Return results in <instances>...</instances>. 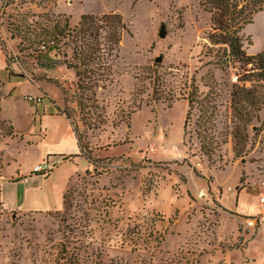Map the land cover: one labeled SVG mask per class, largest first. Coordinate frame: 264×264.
<instances>
[{"label":"rangeland","instance_id":"obj_1","mask_svg":"<svg viewBox=\"0 0 264 264\" xmlns=\"http://www.w3.org/2000/svg\"><path fill=\"white\" fill-rule=\"evenodd\" d=\"M262 6L242 28L248 54L263 46ZM110 12L127 25L110 76L82 90L64 63L68 35L46 54L44 32ZM208 25L197 0H0V264H56L62 242L78 264H264V104L235 156V71L205 54ZM206 83L212 132L226 140L211 159L197 109L183 129L187 91ZM76 138L82 151L69 154ZM52 150L67 162L51 174ZM46 159L49 172L22 178Z\"/></svg>","mask_w":264,"mask_h":264},{"label":"trees","instance_id":"obj_2","mask_svg":"<svg viewBox=\"0 0 264 264\" xmlns=\"http://www.w3.org/2000/svg\"><path fill=\"white\" fill-rule=\"evenodd\" d=\"M198 6L209 15V29L205 33L208 41L206 55L218 67L234 68L235 80L231 84L229 98V133L235 156L240 155L246 146V128L264 104V42L262 49L255 54H248L244 46L242 28L251 22L256 11L262 10V0H197ZM126 22L120 14L110 12L101 15L81 14L76 25L70 27L67 19L63 24L55 23L47 31L46 54L52 50L61 38L69 37L72 54H63L64 63L72 68L77 83L82 90L93 92L99 85H104L110 76V61L117 56L119 42ZM53 44H49V41ZM249 43V42H248ZM50 59V58H48ZM206 92L193 86L187 91L188 109L183 122V129L188 124L191 110L200 114L194 122L195 137L198 139V151L208 159L220 151L225 139H218L212 132L211 117L217 109L214 100V83H206ZM77 139L79 151H82ZM45 172L31 171L30 175ZM63 197V196H62ZM68 244L62 242L55 257L56 264H78V256ZM139 264H179L178 260L168 257L158 262Z\"/></svg>","mask_w":264,"mask_h":264},{"label":"crops","instance_id":"obj_3","mask_svg":"<svg viewBox=\"0 0 264 264\" xmlns=\"http://www.w3.org/2000/svg\"><path fill=\"white\" fill-rule=\"evenodd\" d=\"M47 114L46 113H42L41 115H40V122H42L43 120H44V117L46 116ZM49 115V114H48ZM64 118H65V121H66V123L65 124H68L67 123V118H66V116L64 115ZM71 142V141H70ZM71 145V148H70V152L71 153H69V154H77V153H79V148H78V145H74V144H70ZM50 151V150H49ZM49 151H46L47 153H45V154H43V157H45V156H48V158H49V160H51L53 163H55V165H54V168H53V170H51L50 171V173L52 174V173H55V171L59 168V166H61L62 164H64V163H66L67 161H65L64 159H63V156H64V154H67V152H62V151H56V150H52V153H48ZM47 160V159H46ZM49 160H47L48 162H49ZM43 161V160H42ZM50 165H51V163H50ZM37 175H30V176H24V177H22L23 179H29V178H34V177H36ZM67 176H68V174L65 176V180H68V178H67ZM63 192L64 191H62V196H63ZM62 198V197H61ZM62 202V201H61ZM45 209H47L46 208V206L44 207ZM27 210H39V209H27Z\"/></svg>","mask_w":264,"mask_h":264},{"label":"built area","instance_id":"obj_4","mask_svg":"<svg viewBox=\"0 0 264 264\" xmlns=\"http://www.w3.org/2000/svg\"><path fill=\"white\" fill-rule=\"evenodd\" d=\"M49 44H53V41H50L48 43V45ZM40 48L42 50H45L46 44L45 43L40 44ZM27 99L33 100L32 97H27ZM36 100H39V99H36ZM50 168H51L50 163L47 160H43V161L39 162L38 164H36L35 166H33L32 170L35 172H45V171L49 170ZM260 200L262 203H264V194L261 195Z\"/></svg>","mask_w":264,"mask_h":264},{"label":"water","instance_id":"obj_5","mask_svg":"<svg viewBox=\"0 0 264 264\" xmlns=\"http://www.w3.org/2000/svg\"><path fill=\"white\" fill-rule=\"evenodd\" d=\"M165 33H166L165 27H164L163 24H161V25H160V28H159V31H158V35H159L160 37H163V36L165 35ZM155 60H156V61H159L160 58H159V59H155Z\"/></svg>","mask_w":264,"mask_h":264}]
</instances>
